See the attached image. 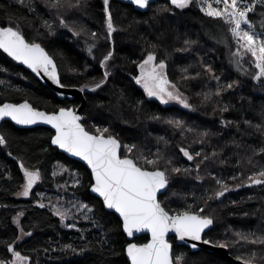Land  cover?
Returning a JSON list of instances; mask_svg holds the SVG:
<instances>
[{
    "label": "trees",
    "instance_id": "trees-1",
    "mask_svg": "<svg viewBox=\"0 0 264 264\" xmlns=\"http://www.w3.org/2000/svg\"><path fill=\"white\" fill-rule=\"evenodd\" d=\"M27 3L28 0L24 4L17 0H0V26L16 23L26 39L40 43L55 58L61 81L66 87L80 90L84 85H89L84 90L86 105L83 112V124L89 131L95 132V124H109L110 132L120 139L122 146H136L132 156H138L140 148L150 152L155 149L153 153L159 148L173 159L176 166L181 167L193 168L199 161V158L188 161L179 151L182 147L193 153L202 150L208 155L213 151L219 154L214 160L201 166L203 183L191 177H178L174 178V184L175 190L189 193L187 203H195L197 207L204 206L205 212L214 217L213 227L206 233V238L215 245L220 243L218 241L229 243L228 255L205 248L192 251L187 246L179 245L175 237L171 236L174 253L184 255V264L191 261L195 264H238L233 259L238 256L250 259L251 254L255 253L254 264H264V245L239 241L240 237L235 235L238 230L257 227L264 235V185L247 184L248 176L260 170L255 166L264 165V153L260 152V148L264 147V134L243 123L245 120H251L254 124L264 123L261 115L264 113V87L252 77L251 73L256 70L250 57H245L243 65L249 70L248 74L230 62L236 44L227 31V26L201 12L199 0H195L189 9L184 10L176 9L170 1L159 0L143 12L128 2L111 0L114 24L118 29L124 30L113 33L110 39L107 38L103 0H89L86 10H78L79 16L75 15L76 9L69 10L71 17L61 13L68 21L75 19V28L83 26L87 32H95L97 37L93 40L84 33L76 37L72 30L60 33L59 29L52 27L50 32L43 22L46 20L51 24L52 16L57 11L47 8L46 0H34L35 12L29 11ZM163 7L171 11L157 14V10ZM261 12H264V8L258 5L256 13L250 14L253 23L257 25V32L264 31V28L259 27L264 22ZM154 15L156 19L151 20ZM133 20L148 22L135 24L132 23ZM185 39L195 41L191 50L175 51L184 47ZM85 41L96 44L91 55ZM113 41L115 56L109 65L112 76L103 88L93 92L91 85L103 77L100 61L113 47ZM152 44L157 45L155 50L158 59L171 54L167 69L169 79L179 81L183 67H188L189 73L193 75L200 73L198 79L180 85L195 110L161 104L158 99L147 97L143 88L135 83L133 77L139 69L134 61H141L147 51H152ZM207 65H211L215 76L219 77V85L206 71ZM0 69L10 74L5 75L0 71V76L4 74L1 80L7 81L0 84V103L27 100L36 108L48 112L60 107H78L81 104L76 97L59 98L31 71L2 49ZM233 82H236V86L223 90L218 98L228 104V112L214 110L212 102L202 103L201 98L196 95L202 91L214 92L218 86L223 87ZM121 90L125 97L123 101L120 99ZM139 101H143V104L138 107ZM153 114L165 119H182L186 127L196 130V134L182 133L163 121L150 119ZM222 120L239 123V130L234 126L225 127ZM0 130L8 141L6 146L0 145V260L13 259L12 253L6 250L7 244L12 243L17 251L31 257V264H130L126 256L129 240L122 231L121 219L107 210L102 200L91 193L93 179L88 167L50 144L54 131L45 126L20 128L9 121L4 122ZM204 131L209 133L205 143L201 145L194 142L199 140V133ZM159 137L166 138V146L158 141ZM122 154H125L124 147ZM249 158L252 160L251 164L248 163ZM21 162L30 170H41V180L33 187L29 198L23 199L16 196L25 182L23 170L19 166ZM62 169L69 171L61 172ZM53 171L58 175L53 176ZM209 172L226 180L233 190L224 197L209 200L205 206V200L201 196L206 198L212 195L217 187L215 180L207 175ZM74 175L78 176L79 185L71 182ZM232 176H237L238 179L233 181ZM236 184L243 186L237 189ZM58 189L59 193L56 195L64 198L69 205H80L81 216L69 217L67 221V224L75 223V228L66 227V223L54 215L50 208L38 207V200L42 201L48 192ZM254 190L259 191L256 196L250 193ZM191 193H195V198ZM174 201L175 199L170 201L173 208L184 206L175 205ZM85 204L92 211L84 209L82 205ZM21 211L24 216L20 220V228L32 233L31 236L25 235L22 238L20 228L14 221ZM85 216L90 219H85ZM236 238L239 243H233ZM148 239V235H142L135 241L145 243ZM68 244L78 250L87 246L89 251L77 254L64 250Z\"/></svg>",
    "mask_w": 264,
    "mask_h": 264
},
{
    "label": "snow or ice",
    "instance_id": "snow-or-ice-1",
    "mask_svg": "<svg viewBox=\"0 0 264 264\" xmlns=\"http://www.w3.org/2000/svg\"><path fill=\"white\" fill-rule=\"evenodd\" d=\"M18 3L24 4L25 0H17ZM195 0H170V4L176 9H189ZM130 3L137 9L147 10L150 8L151 0H130ZM34 0H28L27 7L29 11L35 12L33 6ZM264 8V0H199L198 7L206 16L220 20L227 26V31L231 38L235 40L236 50L231 53V61L237 68L245 74L249 70L244 68L245 57L251 58V63L255 68V72L251 73L254 80L261 83L264 87V31L257 32V25L253 23L250 14L256 13L257 6ZM46 7L57 11L60 16V24L68 28L69 24L63 18L61 9L64 10H81L84 11L89 7V0H46ZM103 11L106 16L107 38H111L113 33L122 31L114 24L113 11L111 9V0H103ZM171 9L163 7L157 10V14L170 12ZM264 18V12L260 13ZM11 20V17H9ZM156 19V15L150 18ZM148 21L133 20L132 23H147ZM48 30L52 31V25L48 21L43 22ZM132 24L129 25L131 27ZM259 27L264 28V22ZM76 37H80L82 33L90 35L93 40L97 37L95 32H87L83 26L71 29ZM225 39H227L225 37ZM87 44V51L91 55L96 47L95 43ZM113 47L103 55L100 65L103 68V77L99 81H95L91 85V91L103 88L108 83V79L112 76L109 70L110 62L115 56V41L112 42ZM195 43L190 39L183 41L184 47L175 49V51H190L191 46ZM156 44H152V51H147L146 56L137 63L139 75L133 77L135 83L140 85L147 97L156 98L161 104L168 105L170 102H176L186 109H194L189 102V97L181 90V83L196 80L200 77V73L194 75L189 73L188 67L181 69L179 81L169 79L168 59L171 54H167L165 58L158 59V53L155 50ZM0 49H2L9 57L15 61H19L27 65L37 76L47 77L60 88L66 87L61 82L60 74L57 71V63L53 56L45 50L40 43L26 39L23 31L18 24L12 23L9 26H0ZM95 59V56H93ZM6 71V69H5ZM206 71L211 74L212 78L219 85V77L215 73L211 65L206 66ZM4 83V81H0ZM236 86V82L227 83L223 87H217L212 92H200L196 95L201 98L202 103L212 102L214 110L228 112V104L219 101V97L223 90H230ZM89 85L81 87L80 91H84ZM217 99L214 100L213 98ZM120 99L123 101L125 97L121 90ZM143 101H139L137 106L142 105ZM264 117V113L261 114ZM6 118L15 122L16 125L31 126L38 123L50 125L55 130V134L50 139V144L62 149L75 157L81 158L91 169V175L94 182L91 183V191L102 198V204L107 210H114L119 214L122 222V231L128 237H133L137 233L148 232L151 238L146 243L129 242L126 246V256L130 264H184V255L174 253L173 243L170 242L169 234L172 233L179 242L192 241L187 244L192 250L198 249V244L202 242L209 245L213 241L206 238V230H210L214 224V217L205 212V207H197L195 203H187L189 193L182 190H175L174 178L191 177L193 180L203 183L204 177L201 176V166L209 160H214L219 154L215 151L211 155L205 154L202 150L195 153L189 151L188 148L182 147L179 151L187 158L188 161L197 160L193 168L176 166L173 159L167 157L159 148L151 156L141 153L139 156H132L135 145H123L120 139L112 134L108 127L96 128L95 132L86 129L81 122L82 117L77 111L68 107H60L57 110L48 112L41 111L33 107L31 103L25 100L23 103H3L0 104V121ZM150 119L163 121L174 129L183 132L196 134V130L186 127L185 121L182 119L163 118L157 115L150 116ZM225 127L234 126L239 130V123L235 121L222 120ZM248 128H255L261 134H264V123L254 124L251 120L243 121ZM209 133L204 131L199 133L198 142L201 145L205 143ZM159 142L167 145L165 137H159ZM8 141L3 132H0V145H7ZM125 148V154L121 153V148ZM260 152L264 153V147L260 148ZM11 155V153H8ZM163 162V165H162ZM248 163L252 160L249 158ZM23 170L25 183L19 196L28 197L32 193L33 187L41 180V170L36 168L30 170L20 163ZM68 169H62L61 172H67ZM53 176L58 173L53 171ZM216 182V188L212 195L205 198V206L212 199H219L231 190L229 183L221 177L213 176L212 173L207 174ZM243 175V173H241ZM237 176H232L231 180L236 181ZM76 185L80 184L79 178L74 180ZM248 186L264 185V168L253 173L247 178ZM67 185H65L66 187ZM243 186L236 184L238 189ZM195 198V193H191ZM183 202V207L173 208L170 201ZM38 207L50 208L54 215L60 220L67 221L69 219V209L64 208L59 202L45 204L37 201ZM80 207L79 204L75 205ZM84 209L92 211L88 205H82ZM24 216V212L18 213L15 223L19 226L20 217ZM85 219L90 217L85 216ZM95 223V222H94ZM99 226V225H97ZM66 227L75 228V223L66 224ZM21 237L31 236V232H24L20 228ZM238 237L252 244L264 245V235H257L254 232L235 233ZM220 248H229L227 242H220ZM6 250L11 252L14 259L11 261L0 260V264H31V257L22 255L20 251L15 249L14 244L8 243ZM64 250H70L73 253L83 254L89 251L88 247H82L79 250L73 245L68 244ZM241 260L242 264H254L255 253L251 254L250 259ZM188 264H195L194 261Z\"/></svg>",
    "mask_w": 264,
    "mask_h": 264
},
{
    "label": "water",
    "instance_id": "water-1",
    "mask_svg": "<svg viewBox=\"0 0 264 264\" xmlns=\"http://www.w3.org/2000/svg\"><path fill=\"white\" fill-rule=\"evenodd\" d=\"M120 1H122V2H128V3H130V0H120ZM157 1H159V0H151V4H153V3H155V2H157ZM166 1H170V0H166ZM131 4V3H130ZM150 4V5H151ZM134 6V5H133ZM135 7V6H134ZM136 8V7H135ZM137 9V8H136ZM138 11H141V12H143V11H146V10H144V9H137ZM43 47V46H42ZM46 50V49H45ZM47 51V50H46ZM19 62V61H18ZM21 65H23L26 69H28L29 71H31L45 86H47V87H49V89L50 90H52L55 94H57L58 96H59V98H61V99H64V98H68V99H74L75 97L76 98H78L80 101H81V104L78 106V107H70V108H72V109H75L76 111H77V114L78 115H80L81 117H82V120H81V122L83 123V112H84V109H85V105H86V98H85V95H84V91H80V90H78V89H76V88H74V87H64V88H60L58 85H56L53 81H51L50 79H48L47 77H43V76H37L36 75V73L35 72H33L30 68H28V66L27 65H24L23 63H21V62H19ZM57 71L59 72V68H58V66H57ZM59 74H60V72H59ZM60 78H61V75H60ZM62 82V81H61ZM6 103H13V102H6ZM20 103H23V102H20ZM33 105V104H32ZM33 107H35L34 105H33ZM39 109V108H38ZM39 110H41V109H39ZM41 111H45V110H41ZM7 121H9V122H11V123H13L14 125H16L15 124V122H13V121H11L10 119H8V118H6V120L5 121H0V127H1V125L4 123V122H7ZM17 127H20V128H32V127H36V126H45V127H48V128H50V129H52V127L50 126V125H46V124H43V123H38V124H36V125H31V126H21V125H16ZM87 129V128H86ZM53 131H54V134H55V130L54 129H52ZM52 146H54V145H52ZM54 147H56V146H54ZM57 148V147H56ZM62 153H64V154H66L67 156H69V157H71V158H73V159H75V160H77V161H80V162H82L84 165H86L87 166V164H86V162L85 161H83L81 158H79V157H75V156H73L72 154H70V153H67V152H65L64 150H62V149H59ZM121 153H122V148H121ZM88 167V166H87ZM88 169L90 170V172H91V169L88 167ZM92 179H93V177H92ZM93 182H94V180H93ZM91 193L93 194V195H95V196H97L98 198H100L101 200H102V198L101 197H99V195L98 194H96V193H93L92 191H91ZM109 211H111V212H114V210H109ZM115 213V212H114ZM118 217H119V214L118 213H115ZM213 227V226H212ZM211 227V228H212ZM209 230H206V233L208 232ZM125 235H126V233H125ZM142 235H148V237H149V239L151 238V234L150 233H148V232H142V233H137V234H135L133 237H128L127 235H126V237H127V239L129 240V242H134V243H137L136 241H135V239L137 238V237H140V236H142ZM171 236H173V237H175L174 236V234H172V233H170L169 234V239H170V237ZM148 239V240H149ZM175 239H176V237H175ZM148 242V241H147ZM171 242V241H170ZM176 242L179 244V245H182V246H187V244H190V243H193L192 241H188L187 242V244H185V242H179V241H177L176 240ZM146 243V242H145ZM171 243H173V242H171ZM195 243H197L198 244V249L197 250H199V249H201V248H205V249H207V250H210V251H217V252H220L221 254H223V255H228V249L227 248H220V247H218L217 245H215V244H209V245H206V244H203L202 242H195ZM173 247H174V244H173ZM188 247V246H187ZM190 248V247H189ZM191 249V248H190ZM192 250V249H191ZM192 251H196V250H192ZM236 263H238V264H242V261L241 260H237V259H233ZM129 261V260H128ZM129 263H130V261H129Z\"/></svg>",
    "mask_w": 264,
    "mask_h": 264
},
{
    "label": "rangeland",
    "instance_id": "rangeland-1",
    "mask_svg": "<svg viewBox=\"0 0 264 264\" xmlns=\"http://www.w3.org/2000/svg\"><path fill=\"white\" fill-rule=\"evenodd\" d=\"M61 11V13L62 14H64V15H66V16H69V17H71L72 16V13L69 11V10H64V9H61L60 10ZM78 12H80V11H78L77 10V12H76V14L75 15H77V16H79L77 13ZM53 17V19L51 20V25L53 26V27H55V28H57V29H59V32L60 33H64V31H70L71 29H73V28H75V24H76V21H75V19H71L70 21H68L67 20V17H65V16H63V18L67 21V23L69 24V27L68 28H65V27H63L61 24H60V16H58L57 15V13H55V15L54 16H52ZM76 19L78 20L79 19V17H76ZM55 33H57V32H55ZM0 71H2V72H4V70L3 69H0ZM5 73V75H10V74H7L6 72H4ZM4 76V74H2L1 76H0V80H1V78ZM3 79V78H2ZM2 81V80H1ZM5 82H7V81H5ZM4 82V83H5ZM1 84V83H0ZM186 95V94H185ZM187 96V95H186ZM190 102V101H189ZM169 104H173V105H177V106H180V107H183L182 105H180V104H178V103H176V102H170ZM184 108V107H183ZM92 122V121H91ZM95 124V123H94ZM109 125V124H108ZM107 124L106 125H103V124H100V126H97L96 124H95V129L94 130H96V128H103V127H108L109 128V126L111 127V125H109L108 126ZM93 130V131H94ZM140 150H143V149H141L140 148ZM140 150H139V154H138V156L141 154V153H144L145 155H149V156H151L152 154H153V152L155 151V149L154 150H152L151 152L150 151H148V150H143L142 152H140ZM262 167H264V165H256L255 166V168L256 169H261ZM231 174H236V173H231ZM231 175H229V177H230ZM76 178H78V176L77 175H74V177L73 178H71V182L73 183V184H75L74 183V180L76 179ZM26 182V181H25ZM24 182V183H25ZM254 186H259V185H254ZM22 189H23V186H22ZM22 189L19 191V192H21L22 191ZM18 192V193H19ZM59 193V189L58 190H55V191H53V192H48V194L47 195H45L44 197H43V199H42V201L41 202H43V203H45L46 205L47 204H49L50 202H52V203H57V202H59L64 208H66V209H69V217H80L81 216V210H80V208L79 207H77V206H74V205H69V203L67 202V201H65L64 200V198H62V197H60V196H57L56 194H58ZM251 193V195L252 196H256L258 193H259V191H251L250 192ZM31 195V194H30ZM29 195V196H30ZM17 196V198H20V199H23V198H29V196L28 197H23V196H19V195H16ZM57 197V198H53V197ZM68 199H73V198H69V197H67ZM174 204L175 205H182L183 203H177L176 201H174ZM17 216H18V214L15 216V218H14V221H15V219L17 218ZM21 218L22 217H20L19 219L21 220ZM68 221V220H67ZM67 221H64L66 224H67ZM16 224V223H15ZM17 225V224H16ZM18 226V225H17ZM19 228H20V225L18 226ZM238 232H240V233H249V232H254V233H256L257 235H262V231H261V229L260 228H258L257 227V229H245V230H238L236 233H238ZM236 237H237V235H236ZM239 239H241V238H239ZM238 239V240H239ZM238 240H237V238L233 241V243H239L238 242ZM239 241H246V240H243V239H241V240H239ZM218 242H222V241H218ZM246 242H248V241H246ZM250 243V242H249ZM22 254V253H21ZM22 255H24V254H22ZM13 259H14V257H13ZM12 259V260H13Z\"/></svg>",
    "mask_w": 264,
    "mask_h": 264
},
{
    "label": "bare ground",
    "instance_id": "bare-ground-1",
    "mask_svg": "<svg viewBox=\"0 0 264 264\" xmlns=\"http://www.w3.org/2000/svg\"><path fill=\"white\" fill-rule=\"evenodd\" d=\"M50 54V53H49ZM51 55V54H50ZM54 58V57H53ZM54 60H55V58H54ZM56 61V60H55ZM57 63V62H56ZM57 66H58V64H57ZM59 68V67H58ZM59 72H60V70H59ZM137 75H139V73L137 74ZM136 75V76H137ZM6 102H11V101H6ZM6 102H4V103H6ZM21 102H24V101H21ZM29 102V101H28ZM13 103H15V102H13ZM18 103H20V102H18ZM30 103V102H29ZM0 104H3V103H0ZM32 104V103H31ZM0 132H1V130H0Z\"/></svg>",
    "mask_w": 264,
    "mask_h": 264
},
{
    "label": "flooded vegetation",
    "instance_id": "flooded-vegetation-1",
    "mask_svg": "<svg viewBox=\"0 0 264 264\" xmlns=\"http://www.w3.org/2000/svg\"><path fill=\"white\" fill-rule=\"evenodd\" d=\"M138 73H139V70H138ZM138 73H137V74H138Z\"/></svg>",
    "mask_w": 264,
    "mask_h": 264
}]
</instances>
